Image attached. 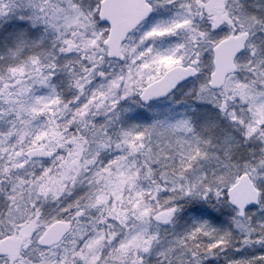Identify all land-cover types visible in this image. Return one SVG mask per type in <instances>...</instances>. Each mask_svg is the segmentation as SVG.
I'll return each mask as SVG.
<instances>
[{
  "label": "snow or ice",
  "instance_id": "obj_1",
  "mask_svg": "<svg viewBox=\"0 0 264 264\" xmlns=\"http://www.w3.org/2000/svg\"><path fill=\"white\" fill-rule=\"evenodd\" d=\"M221 257L264 264V7L0 0V264Z\"/></svg>",
  "mask_w": 264,
  "mask_h": 264
},
{
  "label": "rangeland",
  "instance_id": "obj_2",
  "mask_svg": "<svg viewBox=\"0 0 264 264\" xmlns=\"http://www.w3.org/2000/svg\"><path fill=\"white\" fill-rule=\"evenodd\" d=\"M248 4L249 5H251V6H254V7H257V8H260V7H264V0H248ZM156 16H159V15H162V13H157V14H155ZM226 30V29H225ZM69 95H70V93H68ZM217 218L219 219V218H221V219H219V220H217V221H221V220H223V218L222 217H219V216H217ZM216 218V219H217ZM218 226H220V225H218ZM223 226H227V222L225 221L224 222V225ZM220 260H223V258L221 257V259Z\"/></svg>",
  "mask_w": 264,
  "mask_h": 264
}]
</instances>
